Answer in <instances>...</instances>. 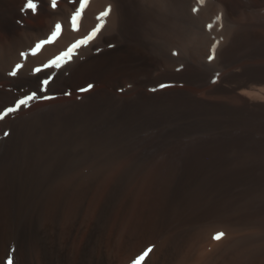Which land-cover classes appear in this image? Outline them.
I'll return each instance as SVG.
<instances>
[{
    "label": "bare ground",
    "instance_id": "1",
    "mask_svg": "<svg viewBox=\"0 0 264 264\" xmlns=\"http://www.w3.org/2000/svg\"><path fill=\"white\" fill-rule=\"evenodd\" d=\"M191 1L89 0L74 30L78 0H57L55 8L37 0L35 13L22 11L25 0H0V111L32 91L51 97L34 99L2 122L12 130L0 153V264L9 255L15 264H132L149 248L142 264H264V225L255 221L264 205L247 182L255 170L263 173L256 164L264 156L263 135L217 133L178 146L161 137L128 140L165 120L172 125L162 134L170 136L232 120H258L264 128V0H209L199 19ZM217 10L222 28L211 32L220 41L216 63L227 74L198 98L177 87L146 92V84L164 78L203 76L193 63L213 38L199 33V23ZM57 22L60 35L32 55ZM97 24L96 37L61 68L33 73ZM194 33L189 65L171 72L170 48ZM16 63L23 67L13 77ZM53 71L47 91L39 92ZM108 141L118 146L117 168L73 169ZM219 231L225 235L215 240Z\"/></svg>",
    "mask_w": 264,
    "mask_h": 264
},
{
    "label": "rangeland",
    "instance_id": "2",
    "mask_svg": "<svg viewBox=\"0 0 264 264\" xmlns=\"http://www.w3.org/2000/svg\"><path fill=\"white\" fill-rule=\"evenodd\" d=\"M205 2H204V0H200V1L199 0H195V1L192 0L191 1L190 12L192 13V15L194 14L193 16H195L197 19H199L201 10L204 8V6L206 7V5L208 4L207 2H209V0L208 1L205 0ZM260 8H262L263 10H262V12L259 11L261 13V14H259V16H261V19L264 20V6H261ZM217 12H218V10L215 12V14L212 13L210 15V17H207V18H205L202 21L203 25H205L207 27L206 29H205V26H203L201 22H200L201 24L199 23V27H200L199 28V33L202 34V35H204V34L207 35L209 33V34H211L210 35L211 38H209L210 36L208 37V35H209L208 34L207 35V39L210 40V39L213 38L212 40H210V43H208L211 46L208 45L207 48H206L205 53L202 56H200L195 61V62H198V63H195V62L193 63L194 66H195L194 68L197 71L201 70L200 72L201 73L203 72L202 73L203 76L199 77L200 80L196 79L194 81H190V80L188 81L187 79H183L182 80V78L168 77V78H164L163 80H160V81H154L152 83L146 84L145 85L146 92L154 93L155 91H159V90H162L164 88H175V87H177V88H184L187 91L188 95H190L192 97L194 95V97L198 98V97H201L203 95H206V94L210 93L211 90L213 89V87H212L213 82H219V80L223 76H225L227 74L225 72L226 71L225 66L223 64H217L216 63V60H217L216 57H214V59L211 60V62H209L210 60L208 59V56L211 54L212 42H213V44L217 43V42H220V41L216 40V35H214L216 33L214 32L215 30L213 29L215 26H217L218 28H222V24H221L222 23L221 21H223V19L221 18L222 17V12L219 11L218 14H217ZM216 20L217 21L219 20V21L217 22ZM209 25H211L212 28L208 27ZM208 28H211V29H209L210 31H208ZM202 29L204 31H202ZM211 30H214L213 33L211 32ZM206 31H208V32H206ZM196 36H197V33H194V34H192L190 36L192 41H191V39H189V40L186 41L187 43L186 42H182V43L179 44V46L175 45V46L171 47L172 49L170 48L169 53L171 51L170 54H171V57L173 58V63L171 64V66H172L171 67V72L178 73L179 71L183 70L184 68H186L189 65L190 56H191V54H190L191 51H189V50L193 47V43H194V40L196 39ZM182 44H183V46H182ZM186 48L189 49V50H187ZM177 49L179 50V52H178ZM203 58H205V59H203ZM206 61H208V62H206ZM214 74L216 75V78H215ZM259 77L264 78V75L262 74ZM178 80L180 82H177ZM165 84L168 85V86H166ZM206 84H208V85H206ZM160 85H165V87H160ZM262 85H264V84H262ZM65 96H70V94H66ZM247 97L253 98L251 95H247ZM16 99L14 100V102L16 101ZM14 102L12 103V105L10 107L14 106ZM28 108H29V106H21V108L19 110L15 111L14 113H9L8 115H6L2 119H0V148H1L0 149V153L2 152V150L4 148L5 139L8 137V135L10 134V132L12 130V126L5 125V124L3 125V123H2L3 120L5 118L13 119V118L21 115ZM3 111H5V110H2L0 112H3ZM257 122H258V120L256 121V120H252V119H249V120L245 119V120H240V121L239 120H237V121L235 120L234 122L232 120L230 124H222V123H216V124L213 123L212 125L211 124H204V125H202L200 127L193 128V129H191V128L190 129H186V130L182 131L180 134L171 135L170 136L169 134H166V133L162 134L165 131L164 129H168L172 125V122L170 120H165L164 122H161V123H150L147 126L145 125L143 127H140L139 129L136 130V132L134 134H132L130 136V138H128V140H130L131 138H134V137L135 138H142V139H147V138H151V137H155V138L156 137H161L162 140L177 142L176 145L178 146V145H182V144H186V143H192L194 141H207V139H210L211 137L215 136V134H217V133L218 134L219 133H222V134L226 133V134H228L231 137H237V136H242V137L246 136L247 137L248 136L250 139H259V138L262 137V135L264 136V131H262V130H264V128L258 127L257 125H255ZM6 131L8 132L7 136L4 135V133H7ZM241 134H243V135H241ZM112 142H114V141H108V144L103 145V147L95 149V151L92 152V155H91L92 158H90L91 160L89 158H87L86 160L80 162L79 165L77 163L75 165V167H73V169H77L78 171L83 170L85 173L86 172H91L92 173L93 171H95L97 169L101 170L104 167V168H108L107 172L113 171V169L118 167V165H119V163L121 161V158L115 157L116 154H117L116 150H117L118 146L116 144H113ZM82 147H84V149H85V145L84 144H82V146L75 145L74 147H70V150L75 152V150L78 151ZM160 150L164 151V150H169V149H163L162 148ZM177 150H179V149H177ZM170 151H172V150L170 149ZM235 151H236L235 149H231V151L228 150L227 151L228 153L226 152L225 156H227V157L231 156V155H233V153H235ZM113 152H114V154H113ZM101 155H102V158H100ZM256 164L264 166V156H263V158L262 157L258 158V161L256 162ZM77 165H78V167H77ZM232 165H234V163ZM84 167H86V168H84ZM83 171H81V172H83ZM258 171L259 170H255L253 175L250 174L248 179H247V182L251 181V183L250 184L248 183V184L255 188V192L253 193L254 199L257 200L259 204L264 205V202H263L264 201V190H263L264 189V187H263L264 186V175H263L264 174V168L260 169V171H263L262 174H260ZM70 175H71V171H69V172L67 171V173L64 175V177L66 179H68ZM246 175H248V174H246ZM255 219H256L255 220L256 224H259V225H262V226L264 225L263 224L264 223V215H261V216L255 218Z\"/></svg>",
    "mask_w": 264,
    "mask_h": 264
},
{
    "label": "snow or ice",
    "instance_id": "3",
    "mask_svg": "<svg viewBox=\"0 0 264 264\" xmlns=\"http://www.w3.org/2000/svg\"><path fill=\"white\" fill-rule=\"evenodd\" d=\"M51 7L55 8L57 6V0H50ZM89 4V0H78V6L74 8L72 14H71V25L72 28L75 30L78 28L79 20L82 16V13L85 11L86 5ZM38 2L37 0H25L24 7L22 8V11L26 10H32L34 13L37 10ZM110 13V6L109 10L105 12L100 13V17H106ZM211 27V25H209ZM101 29V24H97L96 27L89 32L86 36H84L82 39H77L74 43L71 44L70 47L67 48L66 51L60 52L59 55H57L54 59L49 60L46 64H43L42 67H36L33 69V73H40L45 69H59L61 68L65 63L70 61L73 57L74 51L80 48L82 45L88 44L91 40H93L98 32ZM62 30L61 23L57 22L54 25V30L51 31L50 35L47 39H41L38 43L35 44L34 47L31 48V54L35 55L42 46L52 42L55 38H57ZM218 46V42L214 43L211 47V54L208 56V59L211 61L215 57V51ZM175 54V53H174ZM21 56H26L27 53L22 52L20 54ZM23 67L22 64L16 63L15 68L9 73V75L15 77L18 75L17 70L21 69ZM55 75V71L50 72L44 79L40 81V89L39 92H46L48 85L50 84L52 78ZM92 85H88V88H91ZM160 87H165V85H160ZM87 89H80V91H86ZM67 94V93H66ZM51 97L46 95H38L37 91H32L31 94H24L21 97L17 98L14 102L13 107H8L5 111L0 112V119H2L4 116H6L9 113H13L21 108V106H28L29 102L33 101L34 99H50ZM8 133H4V135H7ZM225 233L223 231H219L214 235L215 240H220L222 237H224ZM152 249L149 248L145 250L140 255L136 256V258L132 261V264H142V262L145 260V257L148 256L149 252ZM5 264H15V261L13 259L12 255H9L6 257Z\"/></svg>",
    "mask_w": 264,
    "mask_h": 264
}]
</instances>
